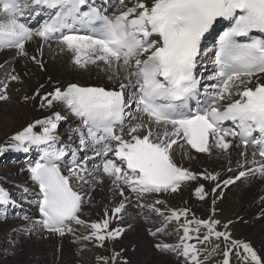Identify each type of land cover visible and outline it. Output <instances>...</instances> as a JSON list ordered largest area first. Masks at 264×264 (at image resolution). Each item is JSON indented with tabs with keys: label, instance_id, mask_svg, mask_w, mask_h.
<instances>
[{
	"label": "snow or ice",
	"instance_id": "snow-or-ice-1",
	"mask_svg": "<svg viewBox=\"0 0 264 264\" xmlns=\"http://www.w3.org/2000/svg\"><path fill=\"white\" fill-rule=\"evenodd\" d=\"M119 3L122 10L109 16L88 5L87 0H0V49L14 48L17 55L24 56L26 42L36 37L45 42L57 37L59 44L73 53L74 64L80 67L102 64L105 70L112 72L109 79L123 72L128 81L120 83L119 90L69 83L66 88L56 87L40 97L46 101L41 107H52L54 102H60L80 117L86 132L80 131L79 148L93 149L92 157L85 156L79 161L78 150L71 148L67 175L63 174L61 165L70 146H58L55 130L62 119L58 112L16 132L6 147L0 145V153L8 149L28 153L33 147L39 151V159L29 162L27 171L39 188L40 223L50 233L61 236L71 233L74 222L91 228L83 239L94 237L102 242L118 237L123 231H105L111 219L107 210L101 222L87 224L80 218L85 200L74 190L73 180L91 183L94 187L108 177L112 188L121 196L126 186L138 197L175 193L199 176L217 180L216 174L194 173L174 162L172 149L181 139L199 153H210L213 146L227 152L233 144L228 137L237 138L245 149L251 144L257 151L252 153V160L245 163L255 167L240 171L235 180L253 172L264 175V82H261L264 77V0H150V3L135 0L131 7L125 5V0ZM85 5L87 11L82 10ZM30 8L47 9L55 14L34 30L21 22L24 12ZM221 22L227 27L211 48L203 47L205 35ZM212 53L214 70L207 80L215 83L205 85L201 99L199 86L204 77L196 75V68ZM32 59L40 63L36 57ZM7 79L15 81L18 77L10 74ZM253 79L254 87L249 86ZM129 86L134 91L126 95L125 89ZM7 88V82L0 87V101L9 98ZM193 100L197 105L195 109L189 106ZM133 104L135 115L126 112ZM126 116L132 123L125 132ZM225 121H231L239 131L224 128ZM36 125L42 126L38 133L33 130ZM254 133H258V138H253ZM110 153L115 159L109 157ZM89 160L100 163L89 170ZM101 172L103 175H98ZM232 183V178L223 181L224 186ZM219 187L217 184L212 192ZM195 195L203 200L208 193L200 185L195 188ZM9 203L15 202L11 201L8 191L0 187V204ZM124 208L122 200L111 210L112 216L116 217ZM155 211L164 215L159 208ZM187 212L188 209L170 210L165 216V225L173 220L179 222ZM218 223L211 219H185L179 224L183 231L180 242L157 247L183 255L186 264H202L201 249L189 241L195 238L198 243H204L213 236L229 240L227 232L215 230ZM201 226L207 233L202 239L199 235L193 237L191 233L198 234ZM160 231L162 229H157ZM231 243L232 248L223 252V264H229L233 248L241 247L247 254L245 260L250 258L253 264H262L247 243L235 240ZM207 259L205 256L204 260Z\"/></svg>",
	"mask_w": 264,
	"mask_h": 264
},
{
	"label": "bare ground",
	"instance_id": "bare-ground-1",
	"mask_svg": "<svg viewBox=\"0 0 264 264\" xmlns=\"http://www.w3.org/2000/svg\"><path fill=\"white\" fill-rule=\"evenodd\" d=\"M147 2L150 3V0ZM134 3L135 0L125 5L131 7ZM25 52L26 55L20 56L14 48L0 49V86L2 87L5 82L8 83L6 91L9 97L7 100L0 101V145L5 147L10 137L16 132L53 113L58 112L61 117L66 116L67 122L72 119L67 114L68 107L63 103L54 102L52 107H41V104L46 105V101H42L40 97L53 91L54 88L63 89L69 83H76L85 87L100 86L114 89L120 83H126L124 79L126 73L122 72L119 77L109 79L112 72L105 70L102 64L86 67L74 64L73 53L58 43H47L34 38L26 42ZM32 57H36L40 63H36ZM10 74L17 76L18 79L8 80L7 77ZM263 80L261 78V82ZM104 83L106 86L103 85ZM254 84L255 79L251 85ZM61 123L64 124L60 121ZM41 127L36 125L33 130L38 133ZM17 152L19 151L8 149L3 154L0 153V165L2 158L9 160L8 155L11 156ZM242 152L244 151L230 150V153L227 151L219 154L213 151L206 156L205 154L189 155L184 151L179 154L177 149H173V159L178 166L194 173L217 175L215 181L199 176L196 181L182 185L175 193L171 191L150 193L138 197L124 187V196H121L118 190L112 188L111 179L108 177H104L103 183L96 184L94 187L91 183L78 185L85 200L79 216L82 214L81 219L87 224L101 222L106 218L107 210L108 217L111 219L109 228L105 231L123 229L120 235L113 239L106 238L102 242L94 237L83 239L92 230L90 227L76 224L71 225L73 232H65L62 236L45 232L38 227L36 215L33 212L26 219L15 215L6 220L0 219V255L11 252L15 246L19 248V252L14 253L16 255L14 260L3 261L0 256V264H86L85 260L89 255L87 250L92 251L91 254H97L95 259L89 256L92 264H186V258L183 255L176 251L163 250L157 245L178 244L183 235L179 224H182L185 219L193 218L219 221L215 230L229 234L227 241L223 237L215 236L204 243H198L195 238L189 241V243L197 244V247L201 249L202 264H223V252L226 248H232L233 240L247 243L264 264V175L253 172L235 180L232 184L227 186L223 184V181L234 178L240 171L253 166L245 163L246 160L250 161L253 158L250 152H246V156L241 155ZM241 164L244 165L243 168L240 167ZM27 168L28 163L17 160L16 164H9L0 169V187L5 188L9 194L19 185L32 187ZM10 177L14 179L10 181ZM217 184L220 187L216 192H212ZM200 185H203L208 193L203 200L195 195V188ZM25 197L22 195L21 200L27 198ZM122 200L125 201L124 210L113 217L111 210ZM157 200L163 203L157 204ZM141 204H145L144 207H141ZM156 208H159L164 215L157 213ZM181 209H188L187 215L182 216L179 222L175 220L168 222L164 227V230L171 228L176 235L165 237L168 235H165L163 231L153 235L154 229L165 224V216L170 214V210ZM226 224L227 228H225ZM206 233L207 229L201 226L198 234L195 232L191 234L193 237L197 235L202 237ZM246 255L242 247L233 248L229 254V264H253L250 258L244 259ZM205 256H208L207 260H204Z\"/></svg>",
	"mask_w": 264,
	"mask_h": 264
},
{
	"label": "rangeland",
	"instance_id": "rangeland-1",
	"mask_svg": "<svg viewBox=\"0 0 264 264\" xmlns=\"http://www.w3.org/2000/svg\"><path fill=\"white\" fill-rule=\"evenodd\" d=\"M134 1V0H133ZM104 86H106L105 85V83L103 84ZM1 87V86H0ZM62 132V131H61ZM7 144V143H6ZM179 151V150H178ZM2 154H3V152H2ZM193 157V159H195V157L194 156H192ZM4 161H6L5 163H3V158H2V161H1V165H0V169H2V168H5L6 166H8L9 164H12L11 162H10V160H6L5 158H4ZM16 164V163H15ZM12 165H14V164H12ZM2 167V168H1ZM12 179H14V177L13 178H11L10 177V181L12 180ZM19 186H21V187H24L23 185H19ZM13 187V186H12ZM21 187H20V189H21ZM13 190V189H12ZM12 190H11V192H12ZM16 191V190H15ZM143 205H145V204H141L140 206L141 207H144ZM81 216H82V214L80 215V218H81ZM74 223H72V225H73ZM153 227V226H152ZM167 229H169V231L167 230ZM166 230H163V232L165 233V235H168V236H165V237H169V236H173V235H176V233H173V231L171 230V228H167ZM171 230V231H170ZM176 237V236H175ZM203 237V236H202ZM202 237H201V239H202ZM18 249V250H17ZM16 251V252H15ZM19 252V248H16V246L15 247H13L12 248V250H11V252H9V253H7V254H5V255H0V256H2V259H3V261H8V260H14L15 259V257H16V253H18ZM87 252H89V255H88V258H89V256L92 258V259H95V256L97 255L96 253H93V254H91L92 253V251L90 252V251H88L87 250ZM15 253V254H14ZM95 254V255H94ZM14 258V259H13ZM84 259L85 260V263L86 264H92V262H91V258H89V259ZM82 259H83V257H82ZM91 259V260H90ZM89 262V263H88Z\"/></svg>",
	"mask_w": 264,
	"mask_h": 264
}]
</instances>
